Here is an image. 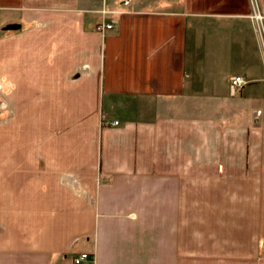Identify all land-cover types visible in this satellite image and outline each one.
Here are the masks:
<instances>
[{
  "label": "crops",
  "instance_id": "crops-1",
  "mask_svg": "<svg viewBox=\"0 0 264 264\" xmlns=\"http://www.w3.org/2000/svg\"><path fill=\"white\" fill-rule=\"evenodd\" d=\"M252 4L0 0V264H264Z\"/></svg>",
  "mask_w": 264,
  "mask_h": 264
},
{
  "label": "built area",
  "instance_id": "built-area-1",
  "mask_svg": "<svg viewBox=\"0 0 264 264\" xmlns=\"http://www.w3.org/2000/svg\"><path fill=\"white\" fill-rule=\"evenodd\" d=\"M101 14L104 16L107 13L102 10ZM253 17H254L255 22H256L257 32L259 33L261 47H262V50L264 52V24H263L264 16L259 11L258 13H254ZM114 26H115L114 20H109V19H107V17H103V20L101 21V23H99L96 26V30L99 32H104L106 30L113 29ZM248 82H249V80L243 75H240V74L232 75L229 78V86H230L231 95H235V94L239 93ZM113 123H117V121H114ZM89 257L90 256L87 253H81L80 255L76 256L73 259V262L75 264H81V263L85 262L86 260H88Z\"/></svg>",
  "mask_w": 264,
  "mask_h": 264
},
{
  "label": "rangeland",
  "instance_id": "rangeland-1",
  "mask_svg": "<svg viewBox=\"0 0 264 264\" xmlns=\"http://www.w3.org/2000/svg\"><path fill=\"white\" fill-rule=\"evenodd\" d=\"M253 1V13H252V18L254 19V13H258L260 10H259V5H258V3H257V1L256 0H252ZM102 11V10H101ZM100 11V12H101ZM103 11L104 12H106V13H115V11L114 10H112V11H110V10H108V9H103ZM255 20V19H254ZM263 24H264V20H263ZM257 36H258V40H259V44H260V46H261V43H260V38H259V33L257 32ZM264 53V52H263ZM241 92V91H240ZM239 92V93H240ZM229 93H230V86H229ZM230 95H231V93H230ZM2 98L0 97V100H1ZM1 104V103H0ZM220 105H221V103L220 102H216V101H214L213 103H210V104H207L206 102H203V103H201L199 106H200V110L201 111H210V112H212V111H215V112H217V111H219V107H220ZM217 116H219V115H217ZM220 126V125H219ZM219 126H217V127H219ZM221 126H222V124H221Z\"/></svg>",
  "mask_w": 264,
  "mask_h": 264
}]
</instances>
